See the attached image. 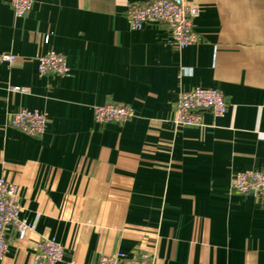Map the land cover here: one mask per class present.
Instances as JSON below:
<instances>
[{
    "label": "crops",
    "instance_id": "0c3cea01",
    "mask_svg": "<svg viewBox=\"0 0 264 264\" xmlns=\"http://www.w3.org/2000/svg\"><path fill=\"white\" fill-rule=\"evenodd\" d=\"M148 1L32 0L16 16L0 0V50L15 54L0 63V176L30 226L6 231L0 264H34L41 237L63 246L56 264L143 252L153 264H264V195L229 189L236 171L264 170V0H188L198 39L181 50L165 24L129 27L127 5ZM49 50L68 75H39ZM196 86L221 91L226 111L178 126V95ZM109 102L134 115L95 122ZM20 108L46 113L42 134L9 126Z\"/></svg>",
    "mask_w": 264,
    "mask_h": 264
},
{
    "label": "built area",
    "instance_id": "2783aa9c",
    "mask_svg": "<svg viewBox=\"0 0 264 264\" xmlns=\"http://www.w3.org/2000/svg\"><path fill=\"white\" fill-rule=\"evenodd\" d=\"M16 16L25 15L32 0H4ZM199 14V6L188 0H150L144 4L130 3L127 5L125 17L131 29H139L146 23H162L167 26L168 41L176 49L197 41L194 31V19ZM48 37H45L47 40ZM15 54L0 50V63L10 66ZM39 75H68L70 68L65 57L54 50H49L36 57ZM20 90L19 87H13ZM226 100L217 89L200 86L180 91L176 103L174 123L178 126H197L201 124V112L210 111L215 116H222L226 111ZM134 115L129 104L109 102L93 107V119L97 123H121ZM48 118L45 112L36 109L20 108L9 115L8 124L27 135L37 136L45 130ZM229 189L232 192L255 196L264 195V170L245 169L236 171L231 179ZM18 186L16 183L0 176V261L8 249L9 239L6 231L12 228L19 238L26 235L30 226L21 218L19 212ZM63 246L53 238L41 237L35 247L34 264H56L62 260ZM153 255L147 252L132 257L122 253L103 255L92 264H153ZM64 264H77L74 259Z\"/></svg>",
    "mask_w": 264,
    "mask_h": 264
}]
</instances>
